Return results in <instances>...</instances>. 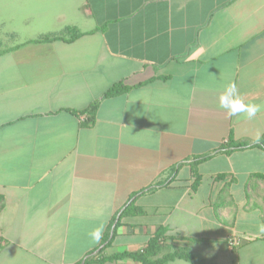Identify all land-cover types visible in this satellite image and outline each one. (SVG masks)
<instances>
[{
    "label": "crops",
    "instance_id": "crops-1",
    "mask_svg": "<svg viewBox=\"0 0 264 264\" xmlns=\"http://www.w3.org/2000/svg\"><path fill=\"white\" fill-rule=\"evenodd\" d=\"M119 80L144 83L102 97ZM229 82L264 105V0H0V264L77 263L132 193L172 175L95 258L141 250L162 226L163 252L264 264V149L216 152L264 145V110L228 117Z\"/></svg>",
    "mask_w": 264,
    "mask_h": 264
},
{
    "label": "trees",
    "instance_id": "trees-1",
    "mask_svg": "<svg viewBox=\"0 0 264 264\" xmlns=\"http://www.w3.org/2000/svg\"><path fill=\"white\" fill-rule=\"evenodd\" d=\"M67 32H69V37L66 39L63 36H51V37H45L38 41H50L53 39L61 38L67 41H70L78 36L79 33L75 32L73 29H68ZM144 82H138V83H132L127 84L124 80H119L117 82H114L109 88H107L103 94L102 97H109V96H115L118 94H121L123 92L128 91L130 88L139 86L143 84ZM98 100L88 105L84 110L79 111L78 113L85 114L84 122L85 124H90L94 120V112L97 108ZM258 145L264 149V145L261 142H256L247 146H243L241 144H234V143H228L227 145H222L216 152H230L233 150H238L245 147H251ZM209 155L203 156L200 158H196L193 160L194 163L200 162L201 160H204L208 158ZM201 180V175L196 174L194 175V181L189 186L192 190H195ZM176 182L175 175H172L171 177L167 178L165 181L157 183L155 185H151L148 187H145L143 189H140L138 191H135L131 194L129 199L125 202V204L122 206V208L119 210L117 217L112 219L108 230L106 233H104L100 243L92 249L89 253H87L81 260H79L75 264H92V263H102L106 261H118L122 259H130L133 261H137L140 264H167L170 260L173 259H182L185 260L191 264H204L202 259L191 253L189 250L184 248H176L173 251H167L163 252L164 243L163 240H165L166 236V228L165 227H158V229L155 231V233L149 237L147 240L145 246L141 250L136 251H124L120 253H115L109 256H103L99 258H95L101 251L106 248L108 245L111 244L114 236L117 226L120 224L121 219L127 216H136L143 213L140 206L135 204L136 198L140 196L141 194L152 191L155 188H163V187H170Z\"/></svg>",
    "mask_w": 264,
    "mask_h": 264
},
{
    "label": "clouds",
    "instance_id": "clouds-1",
    "mask_svg": "<svg viewBox=\"0 0 264 264\" xmlns=\"http://www.w3.org/2000/svg\"><path fill=\"white\" fill-rule=\"evenodd\" d=\"M218 107L223 110L228 117L253 119L257 113L264 110V105L248 102L241 99L235 82H229L224 86L222 93L218 97ZM260 136L257 134L254 142H259ZM260 231L264 232V225L260 226ZM103 233V225L93 229L89 236L93 242H99Z\"/></svg>",
    "mask_w": 264,
    "mask_h": 264
},
{
    "label": "built area",
    "instance_id": "built-area-1",
    "mask_svg": "<svg viewBox=\"0 0 264 264\" xmlns=\"http://www.w3.org/2000/svg\"><path fill=\"white\" fill-rule=\"evenodd\" d=\"M227 244L229 247L231 248H235L237 247L238 245H240V240L238 238H234V237H229L227 239Z\"/></svg>",
    "mask_w": 264,
    "mask_h": 264
},
{
    "label": "rangeland",
    "instance_id": "rangeland-1",
    "mask_svg": "<svg viewBox=\"0 0 264 264\" xmlns=\"http://www.w3.org/2000/svg\"><path fill=\"white\" fill-rule=\"evenodd\" d=\"M190 264L188 262H186L185 260H178V262H176V264Z\"/></svg>",
    "mask_w": 264,
    "mask_h": 264
},
{
    "label": "water",
    "instance_id": "water-1",
    "mask_svg": "<svg viewBox=\"0 0 264 264\" xmlns=\"http://www.w3.org/2000/svg\"><path fill=\"white\" fill-rule=\"evenodd\" d=\"M82 264V263H81Z\"/></svg>",
    "mask_w": 264,
    "mask_h": 264
}]
</instances>
